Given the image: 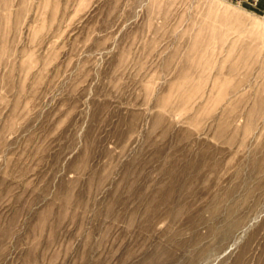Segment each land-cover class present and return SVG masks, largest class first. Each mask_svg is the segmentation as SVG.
I'll list each match as a JSON object with an SVG mask.
<instances>
[{
	"label": "rangeland",
	"instance_id": "obj_1",
	"mask_svg": "<svg viewBox=\"0 0 264 264\" xmlns=\"http://www.w3.org/2000/svg\"><path fill=\"white\" fill-rule=\"evenodd\" d=\"M0 0V264H264V10Z\"/></svg>",
	"mask_w": 264,
	"mask_h": 264
},
{
	"label": "built area",
	"instance_id": "obj_2",
	"mask_svg": "<svg viewBox=\"0 0 264 264\" xmlns=\"http://www.w3.org/2000/svg\"><path fill=\"white\" fill-rule=\"evenodd\" d=\"M237 3L242 4V3H249L250 5L256 6V5H261L264 6V0H235ZM264 10V7H263Z\"/></svg>",
	"mask_w": 264,
	"mask_h": 264
}]
</instances>
